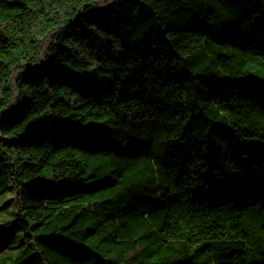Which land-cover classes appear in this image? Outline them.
I'll return each mask as SVG.
<instances>
[{"label":"trees","instance_id":"1","mask_svg":"<svg viewBox=\"0 0 264 264\" xmlns=\"http://www.w3.org/2000/svg\"><path fill=\"white\" fill-rule=\"evenodd\" d=\"M264 0H0L10 264H264Z\"/></svg>","mask_w":264,"mask_h":264},{"label":"rangeland","instance_id":"2","mask_svg":"<svg viewBox=\"0 0 264 264\" xmlns=\"http://www.w3.org/2000/svg\"><path fill=\"white\" fill-rule=\"evenodd\" d=\"M253 23L264 25V10L255 15ZM15 193L11 186L0 195V264H10L22 249V228L12 222L16 217Z\"/></svg>","mask_w":264,"mask_h":264}]
</instances>
